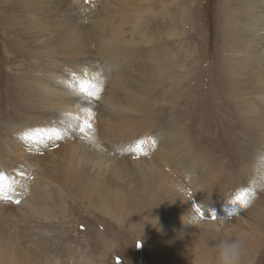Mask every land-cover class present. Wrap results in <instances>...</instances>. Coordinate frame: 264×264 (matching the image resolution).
<instances>
[{
	"label": "rangeland",
	"instance_id": "obj_1",
	"mask_svg": "<svg viewBox=\"0 0 264 264\" xmlns=\"http://www.w3.org/2000/svg\"><path fill=\"white\" fill-rule=\"evenodd\" d=\"M110 1L115 0H107V8L99 13L100 17L105 15L104 12L114 10L116 1ZM152 1L155 9L160 8L162 2L167 4L164 18L166 33L163 39L165 42L168 40L166 47L170 51L165 53V57L170 59L172 56L179 61L181 67L176 73L177 83L170 90L168 83L152 78L145 72L133 70L125 78L124 86L127 89L138 87L140 99L133 104L127 97H122L118 107L139 109L141 117L137 118L149 128L151 126V132L170 130L173 127L185 140H191V155H197L203 160L196 161L198 165L193 169L205 168L202 167L205 163L215 173L222 172L221 177L225 174L228 176L224 190L227 195L224 205L227 207L228 227H225L226 233H220V230L216 233L227 242L253 238L252 246L244 249L247 257L245 259L244 256L242 264H264V220L259 224L249 222V217L254 216L259 203L264 201V184L255 179L254 171L242 169L244 164H250L249 157L253 152V158L264 157V95L257 98L255 92L257 87L258 94L261 93L260 87L264 89V0H258L259 15L263 18L259 20L255 15L248 16L254 17V24L241 15L244 11L240 4L242 0H151L144 4L142 10L146 11L145 6L150 8ZM49 2L57 15L37 21L34 12L38 6L33 0H0V171L11 182L6 194L10 196L13 192L15 196L10 200H0V234H26L24 240L29 237L27 241L40 247L42 256L39 257L56 259L57 264H192L182 261L183 252L177 253L175 257L170 252L165 254L160 246L156 247L158 254L154 256L150 250L153 248L144 247L141 241V228L144 226L148 228L147 239L150 242L155 246L154 242H162L159 233L163 223L155 217L165 205L162 201H159L161 207L158 204L149 205V201L145 200L143 206H138L134 201L123 205L127 215L139 213L136 217L138 220L133 217V220L124 223L109 215L114 207L101 212L99 208L88 206L87 200L84 201L87 205L71 200L77 198L78 193L73 182L63 175L70 150L92 153L91 162L106 170L112 166L113 159L126 150L123 144H116L110 138H105L106 134L95 131L92 141L84 138L83 134L77 137L62 134L61 139L46 140L43 144L26 143L20 138L19 129L22 125L48 116L41 105L42 108L39 107L36 112L31 111L33 100H43L39 83L44 82L46 70L65 62L72 63L77 58L82 65L78 51H75L72 58H67L60 43L68 31L66 11L72 7V1ZM96 2L98 7L103 1ZM132 10V7L123 9L124 16L132 22L126 24L123 37L128 44L131 42L128 48L135 53L138 61L148 58L151 53V44L141 35L142 32H152L149 29L152 18H148L145 25H140L141 30L132 28L131 24L135 22L132 19L137 16ZM54 19L55 27H49L48 22ZM244 21L250 24L247 23L249 27L246 28ZM46 38L50 44L39 47L37 39ZM249 41V45H245ZM98 47L102 49L94 46L86 48L85 58L97 57L95 62L106 63L110 55L108 47L104 43ZM49 50L55 54L53 59L48 58L49 52L44 53ZM251 55H256L258 62L254 58L252 62L246 63ZM243 56L247 58L243 60ZM35 66L44 70L37 74ZM99 78L103 79L102 76ZM147 81L150 83L146 84ZM108 90V83L103 79L100 98L93 101L92 110L96 121L97 116L103 119V114L108 112L104 105ZM159 135L162 134L159 132ZM79 137L81 142H77ZM113 145L122 146L123 150L113 151ZM126 153L138 154L130 149ZM189 161L187 163H193ZM199 169L195 170L192 178H184L200 183ZM126 178L120 175L117 182ZM30 183L32 190L26 189ZM166 185L170 183L167 181ZM164 186L162 190L173 191ZM202 187L203 184L197 189L181 186L176 192L190 194V189L202 190ZM34 189L38 191L37 206L33 203ZM243 189L249 192L246 207L232 202ZM220 193L214 191L211 195L218 196L217 203L220 202L219 197L226 196ZM199 198L202 200L201 196ZM41 199H46L47 206L41 205ZM16 200L19 203H15ZM198 203L194 201L190 207L200 206ZM204 203L206 206L212 204L205 200ZM167 204L171 205L172 199ZM174 215L175 211L167 216L173 219ZM240 220L244 221L246 231L237 235L234 230ZM131 221L136 223L128 227ZM194 221L198 229L206 225Z\"/></svg>",
	"mask_w": 264,
	"mask_h": 264
},
{
	"label": "bare ground",
	"instance_id": "obj_2",
	"mask_svg": "<svg viewBox=\"0 0 264 264\" xmlns=\"http://www.w3.org/2000/svg\"><path fill=\"white\" fill-rule=\"evenodd\" d=\"M70 1H72V7L66 11V26L68 31L66 37L62 39L60 43L64 48L62 51L67 58H72L77 50L81 56L82 65L81 60L77 58V60L72 61V63L65 62L62 65H55L52 69L46 70L43 77L44 82L39 83L40 87H42L41 92L44 96L43 100L40 102L33 100L31 111L36 112L37 109L42 106L43 108H41L47 111L48 116L43 120L27 122L22 125L19 129L20 136L26 129L50 127L61 129L62 134L71 135L73 137L80 136L82 133L78 130H71L73 121L71 117L66 116L65 113H71L73 117L79 115L81 114L80 109L86 107L88 102L83 100L82 97H79L75 91V87L70 85H75L80 80L84 79L96 82L97 74H99V76H102L108 83L109 87L107 92L108 97L104 99V105L108 112L103 114V119L97 116V121L95 119L93 120V128L95 132L106 134L105 138H110L114 143L123 144L126 150L119 153V155L113 159L112 166L106 170L103 169L101 165L97 166L95 162H91L92 153L70 150V157H68V163L64 165L63 175L67 180L73 182L76 192L78 193L77 198H72L71 200H77L82 204H86L84 201L87 200L89 202L88 206L99 208L101 212H107L114 207V209L109 212V215L124 223H127L126 221L129 219L133 220V217L136 219L139 213L127 215V213L124 212L123 205L134 201L138 206H143L145 205V200L149 201V205L155 206L158 204L161 207L160 202L162 201L165 205L159 210L160 213L158 212L159 214L155 215V217L158 218V222L163 223V227H161L159 233V239L162 240V242H154L156 244L155 246L147 239L148 228L142 226L141 229L144 238L141 237V241L144 247L146 246L150 249L151 246L153 249L150 250L154 256L158 254L156 253V247L160 246V248L165 251V254H169L170 252V254L175 257L177 253L183 252L184 256L182 258L184 259H182V261L184 260L186 263L219 264L218 246L222 242L227 241L224 240L220 234L216 233V231L220 230V233L225 232V227L229 222L226 218L227 207L224 205L227 198L224 190L228 182V176L225 174V176L221 177L220 174L222 172L217 174L215 173L216 171L214 172L210 167L206 166L207 164L204 165L205 163H202V167L205 168H196L200 170V183L199 181L197 182V180H186L184 177L192 178V174L196 170L193 169L197 164L196 161L202 160L201 157L199 158L197 155H191V140H185L180 132L173 129V127L170 130L159 129V131L151 132V126L149 128L148 125L143 124V122L137 118V116L141 117V115L138 114V112H140L139 109H124L118 107V103L121 102L120 99L122 97H127L128 101L133 104L140 99L141 93L138 87L127 89L124 86L125 78L129 77L133 70L145 72L152 78L168 83L170 90H172L177 83L178 77L176 73L179 72L181 67L179 61L172 56H170V59L165 57L167 56L165 53L170 51V48L166 47V42L168 40L165 42L163 39L164 33H166L164 18L168 10L167 4L162 2L160 8L155 9L152 1L150 8L145 6L146 11H143L142 8L144 4L149 1L151 2V0H138V2H136L137 0H115L116 4L114 10L104 12L105 15L100 17L99 13L107 8V0H100L103 2L99 3L98 7L96 0ZM33 2H36L38 6V9L34 12L37 21L44 20L48 16L54 14L57 15L56 12L52 11V5L49 0H33ZM240 4L241 8L244 10L241 15L251 20L248 21L249 23L255 19L254 17L249 18L248 16L255 15L259 20L263 18L262 15H259L260 3L258 0H242ZM130 7H132V11L137 14V16L132 19L135 21L131 24L132 28L141 30L140 25H145L148 21L147 19L152 18V22L149 25V29L152 30V32H142L141 35L142 38L146 39L147 42L151 44V53L148 58L143 60L139 59L138 61L136 60L135 53L128 48L131 42L128 44V41L123 37L126 24L132 23L130 22L131 19L124 16L125 12H123V9H129ZM68 15L71 16L68 17ZM54 20L48 22L49 27H55L56 19ZM244 22L246 28L249 27L247 26L249 23L247 21ZM252 24L254 23L252 22ZM259 32L257 35L260 34ZM56 33L58 35V26L56 27ZM134 33H136V31ZM245 39L248 40L247 37H245ZM37 41L39 47L50 44L47 38L44 40L37 39ZM250 42L251 41L245 45L248 46ZM103 43L105 47H108L110 53L106 63H101L100 61L95 62L94 60L97 57L85 58L87 57L84 53L86 48L89 49L91 46H94L97 47V49H102L98 46ZM44 53L49 54V59H53L55 55L53 52H50V50ZM244 56L243 60L247 58H244ZM254 58L255 62H258V60H256V55L249 56L245 62L250 63ZM43 70L44 69L38 66L34 67V71L37 74L41 73ZM113 70H115V72ZM149 83L150 81L146 82V84ZM254 88L255 87H253V89ZM257 88L255 92L258 98L264 95V89L260 87L261 93L258 94L259 90H257ZM28 113L31 112L28 111ZM159 132L162 135H159ZM158 135L159 137L157 138L156 136ZM139 140L144 141L142 148L143 153L146 154L128 155L126 153L127 150ZM77 142H81L80 137L77 139ZM119 149L123 150L122 146H112L113 151ZM254 153L255 152L249 157L250 164H244L242 169L254 171L256 175L255 179L264 184L262 181L264 179V157H259V159L253 158ZM188 160H192L193 163H187ZM208 164L210 163L208 162ZM241 165L242 163L240 166ZM120 175L127 176V178L117 182V177ZM176 177L178 179H176ZM167 181L170 185L164 186ZM202 184V190L190 189V194H188V192L187 194L176 192L180 190L181 186L186 189H188L189 186L193 189H197ZM163 186L164 188L168 186L172 188L173 191L169 189L162 190L161 187ZM26 189L32 190L31 183ZM262 190L264 191V187ZM212 191L224 193L226 196L222 195L219 197L218 199H220V202L218 201L217 203L218 196L211 197ZM10 196L15 197L13 192ZM37 196L38 191L34 189V206H37ZM199 196L202 197V200ZM1 199L2 198H0V200ZM171 199L172 204L168 205L167 203L170 202ZM204 200L209 203L212 202L213 205L206 206ZM39 201L41 205L47 206L46 199H41ZM138 201L141 202V204ZM194 201H198V205L200 206L195 208L193 205V207H190ZM57 208L60 210L58 206ZM197 209H199V211H197ZM179 210H182V212H179ZM173 211H175V215L173 216L175 221L167 216ZM201 213H204V215L201 216ZM122 214H124L123 216L127 215V217L124 218ZM194 219L195 221L199 219L197 221L201 222L202 225L206 224L205 227L198 229V226L193 223ZM244 220H247V218ZM263 220L264 201L259 203L254 216L249 217V222L252 224H259ZM243 222V220L238 221L239 226L236 227V224L235 227L237 229L234 230V232L236 231L235 234L239 235L241 232L246 231ZM135 223V221L129 222L128 227L131 225L134 226ZM145 223H149V221ZM135 230H137V228ZM10 234H0V264H57L58 260L56 259L50 260L48 257H39V255H41V252H39L40 247L36 243L27 241L29 237L24 240L26 234H12L13 236ZM225 238H227V236ZM242 241L244 242L243 262L244 256L245 259L247 257V253L244 249L249 245L252 246L251 244L254 239H242ZM25 244L26 246L22 247Z\"/></svg>",
	"mask_w": 264,
	"mask_h": 264
},
{
	"label": "snow or ice",
	"instance_id": "obj_3",
	"mask_svg": "<svg viewBox=\"0 0 264 264\" xmlns=\"http://www.w3.org/2000/svg\"><path fill=\"white\" fill-rule=\"evenodd\" d=\"M74 76V74H73ZM97 81L91 82L87 79L80 80L75 85H70L75 87V91L79 97H82L83 100L88 102L86 107H82L80 109L79 115L72 116L71 113H65L66 116L71 117L73 124L71 127L73 131L78 130L83 134L84 138L92 141L94 140V128H93V120L95 117V113L93 112V101L99 100L100 93L103 91V79L99 78V74H97ZM20 138L26 143H45L46 140H59L62 138V131L56 127L50 128H34V129H26L21 133ZM144 144L143 140L137 141L134 145L131 146L130 150L134 151L138 154H146L143 153L142 145ZM11 182L9 178L5 175L3 171H0V198L2 199H11V196L6 194V189H10ZM248 195L249 192L247 189H243L239 191L234 200L232 201L234 204H238L240 206H247L248 204ZM15 203H19V200H16ZM199 211V209H197ZM204 213H201L203 216ZM215 218V217H213Z\"/></svg>",
	"mask_w": 264,
	"mask_h": 264
},
{
	"label": "clouds",
	"instance_id": "obj_4",
	"mask_svg": "<svg viewBox=\"0 0 264 264\" xmlns=\"http://www.w3.org/2000/svg\"><path fill=\"white\" fill-rule=\"evenodd\" d=\"M243 248L244 242L240 239L222 242L218 246L219 264H242Z\"/></svg>",
	"mask_w": 264,
	"mask_h": 264
}]
</instances>
